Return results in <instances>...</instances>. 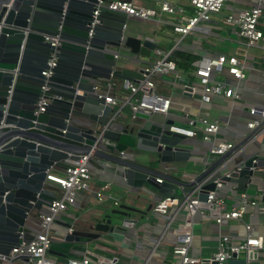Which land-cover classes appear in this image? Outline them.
Segmentation results:
<instances>
[{
  "label": "water",
  "instance_id": "water-1",
  "mask_svg": "<svg viewBox=\"0 0 264 264\" xmlns=\"http://www.w3.org/2000/svg\"><path fill=\"white\" fill-rule=\"evenodd\" d=\"M97 1L0 0V259L34 237L38 213L56 197L47 175L71 168L86 152L91 165L113 174L134 200L151 187L152 201L145 209L126 201L101 209L90 229L59 233L50 255L66 258L74 246L111 234L124 221L137 223L155 200L195 186L227 156L185 182L168 173L182 171L192 159L188 138L168 129L174 121L159 120L154 112L129 109L119 116L114 111L101 88L111 81L144 79L149 62L143 65L141 58L160 44L149 33L130 31L125 12L96 6ZM95 9L98 23L91 27ZM54 51L55 65L49 67ZM176 81L191 83L182 74ZM40 98L47 101L42 111ZM252 167H264V158L248 157L231 176L245 184ZM213 188V182L204 185L197 197L205 200Z\"/></svg>",
  "mask_w": 264,
  "mask_h": 264
},
{
  "label": "built area",
  "instance_id": "built-area-1",
  "mask_svg": "<svg viewBox=\"0 0 264 264\" xmlns=\"http://www.w3.org/2000/svg\"><path fill=\"white\" fill-rule=\"evenodd\" d=\"M186 1L192 9L190 14L186 13L182 5L172 3L170 0H158L159 12L152 7L142 6L134 0H98L96 6L104 5L110 9L121 10L128 17L136 19L154 20L156 25L160 23L168 24L172 31L178 35L176 48H179L178 45L182 43L184 38L190 35L196 36L197 33L201 32L198 29L199 23L209 22L213 15H222L223 22L230 26L237 36L245 39L247 49L258 47L264 41L263 29L260 27L261 18L264 14V0H255L253 4L247 6H241L242 0ZM163 12L177 16L173 19H162L160 14ZM97 14L98 10L95 9L90 23L91 27L98 23ZM149 37L156 39V34L149 35ZM50 40L52 45H56L54 38H50ZM154 52L159 56L143 66L146 71L145 78L138 83L123 80L122 87L128 91L130 110L154 112L159 119L165 120L170 119L169 108L173 96L177 93L176 77L181 73L176 69L174 61L170 59L171 51L156 48ZM55 53V51L52 53V58L48 61L49 67L55 65ZM194 66L192 76L196 78V81L191 80L189 85H182L181 91L184 94L194 95L199 91L202 102H207L213 95H222L231 100L242 98L239 85L233 86L228 76L237 83L246 78L247 73L245 70L248 67L246 55L240 58L226 52L208 51L200 55L194 62ZM43 73L48 75L50 70ZM155 75H171L172 78L169 83L172 87L169 95L164 96L156 92V83L153 80ZM256 81L264 84V68L258 71ZM116 84L117 82H107L106 87L112 88ZM105 99L110 104L115 102V98L109 94L105 96ZM46 103L45 98H40L38 111H42L44 109L43 105ZM249 111L254 117L245 122L241 141L245 140L237 147L235 142L217 136L220 126L214 120L203 118L201 127L196 126L193 120L187 122L188 126L168 125L170 131L185 135L188 138L196 137L198 131L202 132L201 141L207 145L204 165L211 166L214 162H212V158L216 156L227 154V158L225 157L218 163L199 183L190 187L191 189L188 192H184L182 198L172 193L155 200L145 216L146 220H151V224L145 221L139 222L140 220L137 223L128 220L124 221L122 227L115 228L109 234L112 236L116 230H134L136 240L142 243L141 250L136 255L127 257L128 255L122 253L120 249L110 251V254L106 255L98 253L90 247L77 249L74 246L69 253L79 252L78 256L67 255L63 264H169L161 257L155 258L153 256L154 252H158L162 256L166 254L164 249L157 247V243L164 240L167 231L173 237L168 243L171 245L170 255L175 259V264H258L262 252L260 250L264 248V235L255 232L253 223L246 222L242 218L248 206H254L256 210L259 209L257 201L248 202V188L251 184L250 181L253 179L264 178V167H252L253 174L250 176L249 182L241 185L235 178H232L231 173L238 171L243 165H237L235 168L228 170L227 163L224 161L225 159H228V161L233 159L240 154L248 143L260 140L263 137L264 105L253 104L249 107ZM191 124H194V126H190ZM251 156L257 155L252 154ZM91 167L89 153L86 152L77 160H72V167L63 170L62 175H47L51 183L56 186L54 190L56 197L38 213L34 237L28 243H21L13 247L7 257L0 259L1 261L11 263L17 257H23L26 259V264H60L55 257L47 253L50 244L58 239L57 236L59 235L58 233L56 235L52 234V227L59 214L63 213L70 204L76 201L78 193L85 191L93 193L98 200L108 197L113 200L115 205L119 203V200L111 194L105 195L103 193V190L108 188L107 184L98 189H93L91 186ZM168 173H175L185 182L192 181L195 178L186 179L183 170H169ZM157 180L162 181L160 178H157ZM210 182L214 183V188L207 190L205 200H200L197 197L198 191ZM148 192L151 194L149 189ZM223 194L225 196H222ZM261 196L264 200V190ZM260 211L264 215V207L260 208ZM195 214H199L204 219L213 220L219 229L224 224H227V227L230 228L242 225L244 232L238 237L232 234L236 232L235 230L224 233L219 230L215 252L206 256L195 254L193 245V217ZM81 231L82 229L71 226L66 227L63 232L80 233ZM150 233L154 237L151 244L145 238H142L149 236ZM235 236L239 240H234ZM231 260L236 261L231 262Z\"/></svg>",
  "mask_w": 264,
  "mask_h": 264
},
{
  "label": "crops",
  "instance_id": "crops-1",
  "mask_svg": "<svg viewBox=\"0 0 264 264\" xmlns=\"http://www.w3.org/2000/svg\"><path fill=\"white\" fill-rule=\"evenodd\" d=\"M136 3L146 6L152 7L159 12L158 0H134ZM172 3L182 5L185 8L186 13H192V9L186 0H170ZM255 0H242L241 6H247L254 3ZM223 12H225L223 10ZM177 15H170L167 13H161L160 17L162 19H173ZM128 19H136L132 17H127ZM141 20V19H137ZM144 24L153 25L152 30L144 34H156V38L162 31L170 32V30L166 29L169 27L168 24L160 23L156 25L154 20H141ZM198 29L201 31L197 33L196 36H188L184 38L182 43L179 44V49H183L184 51H189L195 55L200 57V55L204 52L208 51H219L226 52L229 54H234L240 58L246 55L248 67L245 72L247 73L246 78L240 82H236L234 79H230V83L235 86L239 85L242 93L241 99L231 100L230 98H226L222 95H213L207 102L201 101V93L198 91L194 95L184 94L181 91V87L183 84L177 82L176 86V95L172 98V103L169 108V117L174 121L176 125L188 126L187 122L189 120H193V123L201 127L203 118L217 121L220 129L217 133V136L227 138L235 142L236 147L242 142V136L244 131L245 122L250 120L251 117H254L252 113L249 111V107L253 104H257L258 106L264 105V84H260L256 81V75L261 68H264V41L260 43L258 47H250L247 49L245 46V39L239 37L235 34L234 30L223 22L222 15H213L212 19L209 22H200L198 25ZM260 27L263 29L264 33V14L261 18ZM172 32V31H171ZM160 50L172 51L176 49V39H174L173 43H159ZM159 54L152 51L149 57L141 58L143 61V65L147 62H151L158 58ZM142 66V65H141ZM182 74V73H181ZM186 76L185 74H182ZM166 77H171V75H155L153 76V80L156 83V92L160 95L167 96L171 91L172 85L169 82H164ZM192 81H196V78L192 76H186ZM103 92L112 95L115 98V102L111 103L119 116H122L126 111H129V94L126 89L122 87V81L118 80L117 84L112 88L104 87L101 88ZM160 120V119H159ZM191 124L190 126H194ZM201 131H198L196 137L188 138L186 142L189 143V147L192 149V159L186 163L183 169V175L187 177L186 179H190L191 177H196L200 175L203 171L207 169V165H204V159L207 154V145L201 141ZM263 137L260 140L253 141L248 143L247 146L240 152L239 155L235 156L233 159H225L227 163V169L231 170L235 168L237 165H243L244 161L250 157V155L255 154L258 157L264 158V131ZM201 153V154H196ZM221 156H216L212 158V162L215 163L217 159ZM227 158V157H226ZM189 162L191 163L190 166ZM211 162V163H212ZM225 163V164H226ZM92 166V165H91ZM63 170L56 168L51 171V175H62ZM91 186L93 189H98L103 185H108V188L103 190L105 195L111 194L113 197L121 202V196L127 195L129 196L126 202H129L132 205H135L141 209H145L147 204L151 202V194H149L148 189L154 191L151 187L145 186V189L140 190L138 194V198L134 200L131 193H128L126 189L120 187L117 184V180L113 177L108 171H105L100 166H92L91 167ZM249 190H248V202L257 201L258 208L255 209L254 206H248L246 212L243 215V220L246 222H252L255 227V232L264 235V215L260 211V208L264 207V200L262 198V193L264 190V178L260 177L258 179H253L250 181ZM50 188L53 190L56 189V186L50 182ZM191 188L188 186L182 187V189L178 188L174 193L182 198L183 193L188 192ZM140 196V197H139ZM222 196H225L224 194ZM138 202V204H137ZM230 204V203H229ZM116 205L113 200L104 197L102 200H98L93 193H88L85 191H80L76 198V201L73 204H70L68 208L56 218L53 227L52 234L56 235L57 233H62L66 228L63 223L69 222L73 227H77L80 229H90L92 221H88L82 219L81 215H85L86 213L93 212L98 213V211L105 210L109 211L111 208H114ZM65 214H68L65 216ZM139 214H132L133 218H139ZM70 217V218H69ZM194 220V253L199 255H210L215 252L216 244L219 238V230L223 233L228 232L229 230H235L233 235H237L238 237L243 234L244 229L242 225H236L234 228L227 227V224L221 226V229L218 228L216 223L213 220H207L202 218L199 214H195L193 217ZM147 222L151 224V220H146L145 217L140 219L139 222ZM37 226V225H36ZM34 225V227H36ZM230 232V231H229ZM138 234L139 231H137ZM235 236L234 240H239V238ZM136 235L134 230H124V231H115L111 236L109 234H102L97 240L92 241L91 243L79 244L76 245L75 248L82 249L84 247H90L96 252L101 254L109 255L110 251L121 250L122 253L132 256L136 255L138 251L141 250V244L136 240ZM147 240L150 244L153 242L154 237L152 233L149 236L142 237ZM173 237L167 231L164 235V240H161L157 243V247L160 249H164L165 253L163 256L158 252H154L153 256L155 258L161 257L164 261L169 264H175V259L170 255L171 245L168 243ZM139 239V238H138ZM261 252V255L258 259V264H264V248ZM79 252H75L73 254L69 253V255L78 256ZM50 255V254H49ZM53 256V255H50ZM55 257L60 264L65 262L66 258L53 256ZM0 264H26V259L23 257H17L11 263H5L0 260Z\"/></svg>",
  "mask_w": 264,
  "mask_h": 264
},
{
  "label": "rangeland",
  "instance_id": "rangeland-1",
  "mask_svg": "<svg viewBox=\"0 0 264 264\" xmlns=\"http://www.w3.org/2000/svg\"><path fill=\"white\" fill-rule=\"evenodd\" d=\"M127 25L129 27L130 31L135 32V33H147L150 30H152V27H153V25L144 24L143 22H141V20H137V19H128ZM166 29L170 30V32H167V31L166 32L165 31L160 32L158 35V38H157L159 43H162V42L173 43L174 39L178 38V35L175 32H173L170 27H168ZM190 164L191 163L189 162L188 167L190 166ZM156 167H158V165H156ZM105 191H107V190H105ZM137 204H138V202H137ZM81 216H82V219L92 221L95 217L98 216V214L93 213V212H89V213H86L85 215H81ZM115 220H116V223L120 222L119 219H115Z\"/></svg>",
  "mask_w": 264,
  "mask_h": 264
},
{
  "label": "trees",
  "instance_id": "trees-1",
  "mask_svg": "<svg viewBox=\"0 0 264 264\" xmlns=\"http://www.w3.org/2000/svg\"><path fill=\"white\" fill-rule=\"evenodd\" d=\"M170 59L174 61L176 65V69L186 76H190L192 72L194 71V62L198 59V56L189 52L184 51L183 49L176 48L170 52ZM172 77H166L164 82H170ZM196 154H201L197 153ZM129 196L122 195L121 196V202H125L128 199ZM130 198V197H129ZM68 214H65L67 216ZM69 216V215H68ZM70 218V217H69Z\"/></svg>",
  "mask_w": 264,
  "mask_h": 264
}]
</instances>
